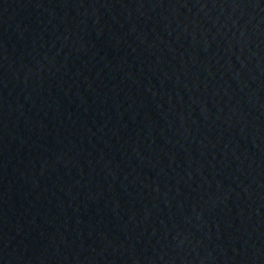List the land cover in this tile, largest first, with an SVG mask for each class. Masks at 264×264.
Masks as SVG:
<instances>
[{
    "label": "water",
    "instance_id": "95a60500",
    "mask_svg": "<svg viewBox=\"0 0 264 264\" xmlns=\"http://www.w3.org/2000/svg\"><path fill=\"white\" fill-rule=\"evenodd\" d=\"M0 264H264V0H0Z\"/></svg>",
    "mask_w": 264,
    "mask_h": 264
}]
</instances>
